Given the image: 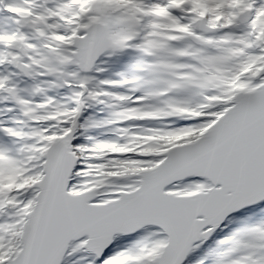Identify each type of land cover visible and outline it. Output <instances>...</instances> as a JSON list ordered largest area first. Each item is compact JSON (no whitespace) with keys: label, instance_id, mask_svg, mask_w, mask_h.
<instances>
[{"label":"snow or ice","instance_id":"6c2138e0","mask_svg":"<svg viewBox=\"0 0 264 264\" xmlns=\"http://www.w3.org/2000/svg\"><path fill=\"white\" fill-rule=\"evenodd\" d=\"M0 264H264V0H0Z\"/></svg>","mask_w":264,"mask_h":264}]
</instances>
